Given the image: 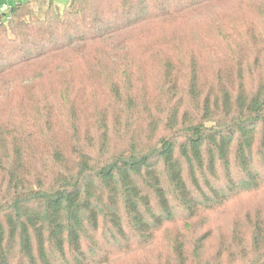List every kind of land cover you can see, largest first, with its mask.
Returning a JSON list of instances; mask_svg holds the SVG:
<instances>
[{"label":"trees","instance_id":"1","mask_svg":"<svg viewBox=\"0 0 264 264\" xmlns=\"http://www.w3.org/2000/svg\"><path fill=\"white\" fill-rule=\"evenodd\" d=\"M0 264H264V0L0 8Z\"/></svg>","mask_w":264,"mask_h":264},{"label":"rangeland","instance_id":"2","mask_svg":"<svg viewBox=\"0 0 264 264\" xmlns=\"http://www.w3.org/2000/svg\"><path fill=\"white\" fill-rule=\"evenodd\" d=\"M27 0H0V8L2 10H6L7 7H12L19 2H25ZM70 0H53L54 4L60 9H64ZM250 19L248 17L245 18V22H248Z\"/></svg>","mask_w":264,"mask_h":264}]
</instances>
